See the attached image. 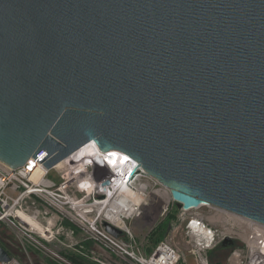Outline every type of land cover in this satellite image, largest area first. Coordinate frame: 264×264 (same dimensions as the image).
<instances>
[{"label": "water", "instance_id": "obj_1", "mask_svg": "<svg viewBox=\"0 0 264 264\" xmlns=\"http://www.w3.org/2000/svg\"><path fill=\"white\" fill-rule=\"evenodd\" d=\"M91 141L264 224V0H0V161Z\"/></svg>", "mask_w": 264, "mask_h": 264}, {"label": "built area", "instance_id": "obj_2", "mask_svg": "<svg viewBox=\"0 0 264 264\" xmlns=\"http://www.w3.org/2000/svg\"><path fill=\"white\" fill-rule=\"evenodd\" d=\"M43 155L41 152L16 169L0 161V222L24 244L43 250L60 264H77L46 245L55 237L57 216L51 215L53 210L126 264H191L183 258L174 235L148 251L131 229L129 223L142 216L150 198L162 189L158 185L165 191L169 188L148 175L129 154L119 150L104 152L91 141L68 157L63 166L52 168L57 173L56 179L50 177L51 169L42 163ZM38 164L46 168V173L40 172L37 177ZM106 180L111 183L105 185ZM37 203L48 207L39 208ZM204 208L210 210L203 212ZM180 216L187 221L185 232L195 264H211L209 253L228 237L238 244L228 264H264L263 223L211 204L191 209L181 207ZM213 221L221 226L212 225ZM107 223L121 229L122 234L111 233ZM81 253L89 256L94 250ZM0 264L21 262L11 258Z\"/></svg>", "mask_w": 264, "mask_h": 264}, {"label": "rangeland", "instance_id": "obj_3", "mask_svg": "<svg viewBox=\"0 0 264 264\" xmlns=\"http://www.w3.org/2000/svg\"><path fill=\"white\" fill-rule=\"evenodd\" d=\"M50 177L55 179L57 178L55 169H51ZM158 187L162 189L156 193V196H152L150 198L149 205L143 208L142 216L130 222L129 225L134 234L137 236L138 240L142 241L145 246H149V249H151L154 245L152 244L153 242L150 240V238H148L147 234L152 232L154 229L159 228L165 220H169V229L164 239L174 235V241L179 245L183 254V258L185 260H189L191 264H195V255L191 250V244L188 242L185 232L187 221L183 220L180 216L181 207H179L178 204L173 200L169 189L165 191L164 187L161 185H158ZM37 207L47 209L48 206L37 203ZM165 208H168V210ZM209 210L210 208H204L202 211L207 212ZM50 213L53 216H57V220L54 221L56 228L55 237L50 240V242H46L47 246L59 251L61 254L67 256L77 264H104L102 261L105 262V264H126L119 260L118 257L111 254L108 250L102 248L84 236L85 233L74 223L63 218L60 214L53 210H50ZM172 214H175V217L170 220V216ZM212 225L219 227L221 226V223L213 221ZM6 234L8 236H12L14 244L20 247V249H17V251L20 254V259L23 260L24 264H60L43 250L24 244L21 238L16 235L9 227L6 230ZM81 237L82 244L80 243ZM77 240H80L77 244H71V242L74 243ZM83 245L87 246L91 250H94V253H91L89 256L83 255L81 253V251H85L84 249H81ZM96 257L98 260H95Z\"/></svg>", "mask_w": 264, "mask_h": 264}, {"label": "trees", "instance_id": "obj_4", "mask_svg": "<svg viewBox=\"0 0 264 264\" xmlns=\"http://www.w3.org/2000/svg\"><path fill=\"white\" fill-rule=\"evenodd\" d=\"M170 217H171L170 220H172L175 217V214H172ZM169 222H170L169 220L167 221L165 220L164 223L159 228H156L152 232L147 234L148 238H150L154 246H156L166 236L168 229H169V226H168ZM7 229H8V226L5 223L0 222V244L8 251L11 258H16L21 262V264H24L23 260L20 259L21 258L20 254L17 251V249H20V247L14 244L12 240V236L10 235L8 236L6 234ZM237 245H238L237 242H235L233 245H230V244L227 246H225L224 244L219 245L216 249L210 252V258H209L210 263L211 264H227L229 254H231L233 248ZM147 249H149V246H147ZM151 249H149V251ZM82 263H85V262H82Z\"/></svg>", "mask_w": 264, "mask_h": 264}, {"label": "bare ground", "instance_id": "obj_5", "mask_svg": "<svg viewBox=\"0 0 264 264\" xmlns=\"http://www.w3.org/2000/svg\"><path fill=\"white\" fill-rule=\"evenodd\" d=\"M64 163H65V160L62 161L61 163H59L58 165L59 166H63ZM40 172L45 174L46 173V168H44V166H42L41 164H38V168L36 170L37 177L39 176ZM130 211H132V208H130ZM32 223H33L34 226L39 227L38 223H36L35 221L32 220Z\"/></svg>", "mask_w": 264, "mask_h": 264}, {"label": "crops", "instance_id": "obj_6", "mask_svg": "<svg viewBox=\"0 0 264 264\" xmlns=\"http://www.w3.org/2000/svg\"><path fill=\"white\" fill-rule=\"evenodd\" d=\"M81 232H82V231H81ZM82 233H83V232H82ZM82 235H84V234H82ZM80 240H81V241H80ZM80 240H77V241H75L74 243L71 242V244H72V245L77 244L78 241H80V243L82 244V237L80 238ZM81 249H84L86 253H89V252L91 251V249H89L87 246H84V245L81 247ZM83 260H84V259H83Z\"/></svg>", "mask_w": 264, "mask_h": 264}]
</instances>
